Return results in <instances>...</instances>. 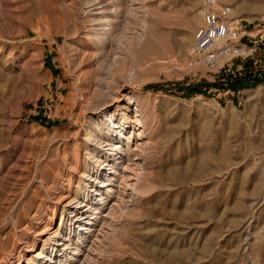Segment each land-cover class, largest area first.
I'll return each mask as SVG.
<instances>
[{
  "label": "rangeland",
  "instance_id": "obj_1",
  "mask_svg": "<svg viewBox=\"0 0 264 264\" xmlns=\"http://www.w3.org/2000/svg\"><path fill=\"white\" fill-rule=\"evenodd\" d=\"M220 1L255 46L232 74L189 64L203 0H0V264L74 223L103 113L127 170L72 264H264V0Z\"/></svg>",
  "mask_w": 264,
  "mask_h": 264
},
{
  "label": "bare ground",
  "instance_id": "obj_2",
  "mask_svg": "<svg viewBox=\"0 0 264 264\" xmlns=\"http://www.w3.org/2000/svg\"><path fill=\"white\" fill-rule=\"evenodd\" d=\"M233 16L234 14L232 17ZM94 30L97 32L93 35H89V40H93L100 34L108 35L106 29L102 30L98 27ZM101 116L104 118L106 128L108 130V137L105 140L104 145H102L100 138L102 131H96V129L92 130L89 126L86 130L87 144L88 141L96 137L92 147H87V161L85 162L86 172L90 173L94 170V166L97 165V168H99L96 171V175L92 183L93 189L91 190V193L87 189H84L82 192L81 198H79L81 200L76 206V210L79 214L75 218L73 217L74 223L71 221L72 218L69 219L70 223L67 226L66 220L68 219L60 221L57 227L59 229V231L57 229V239H55L54 243L50 245L52 246L50 247L51 249H45L40 253L41 258L40 260L38 259V264H72L76 259H78L77 255L79 254V250H81V247L89 241L90 236H97L101 231V228L98 227L101 223L103 224L106 219V215H102V209L105 207V203L107 201L112 202L115 200L112 193L116 187L117 180H121L120 185L124 182L123 180L125 178L121 175V173L122 171H126L127 167L124 166L123 168L124 156L119 153L118 147L122 142L125 124L122 120L119 122L115 121L109 113H103ZM124 154L126 155L125 157L132 155L134 156L133 158L137 160H143V164L147 163L145 157L140 156L141 153L135 154L130 149L128 143L125 144ZM127 161H129V159H127ZM120 185L118 184L117 187H120ZM116 197L118 198V196ZM89 203H91L90 208H88ZM66 227L67 229L69 228V232L68 230L66 231ZM54 247H57L56 251H54ZM68 250L70 251L68 252ZM53 254H55V257Z\"/></svg>",
  "mask_w": 264,
  "mask_h": 264
},
{
  "label": "built area",
  "instance_id": "obj_3",
  "mask_svg": "<svg viewBox=\"0 0 264 264\" xmlns=\"http://www.w3.org/2000/svg\"><path fill=\"white\" fill-rule=\"evenodd\" d=\"M233 9L220 0H203L201 23L193 34L189 64H198L208 71L234 73L233 60L247 59L255 46L242 42L246 29L234 20Z\"/></svg>",
  "mask_w": 264,
  "mask_h": 264
},
{
  "label": "trees",
  "instance_id": "obj_4",
  "mask_svg": "<svg viewBox=\"0 0 264 264\" xmlns=\"http://www.w3.org/2000/svg\"><path fill=\"white\" fill-rule=\"evenodd\" d=\"M249 78H250L249 76H247L245 79H243V78H238L237 83H239L240 85H243V84H245V83H243V82H246ZM242 79H243V80H242ZM36 119H37V118H36Z\"/></svg>",
  "mask_w": 264,
  "mask_h": 264
},
{
  "label": "crops",
  "instance_id": "obj_5",
  "mask_svg": "<svg viewBox=\"0 0 264 264\" xmlns=\"http://www.w3.org/2000/svg\"><path fill=\"white\" fill-rule=\"evenodd\" d=\"M263 30H264V29H263ZM263 30H262V29H259L258 31L261 32V31H263ZM256 33H257V32H256Z\"/></svg>",
  "mask_w": 264,
  "mask_h": 264
}]
</instances>
